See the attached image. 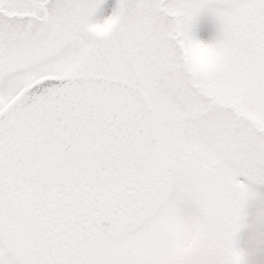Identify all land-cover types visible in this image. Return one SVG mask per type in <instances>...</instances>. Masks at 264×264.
<instances>
[{
  "label": "snow or ice",
  "instance_id": "6c2138e0",
  "mask_svg": "<svg viewBox=\"0 0 264 264\" xmlns=\"http://www.w3.org/2000/svg\"><path fill=\"white\" fill-rule=\"evenodd\" d=\"M257 202L264 0H0V264H239Z\"/></svg>",
  "mask_w": 264,
  "mask_h": 264
},
{
  "label": "clouds",
  "instance_id": "9594fccd",
  "mask_svg": "<svg viewBox=\"0 0 264 264\" xmlns=\"http://www.w3.org/2000/svg\"><path fill=\"white\" fill-rule=\"evenodd\" d=\"M235 255L239 264H264V207L258 202L240 224Z\"/></svg>",
  "mask_w": 264,
  "mask_h": 264
},
{
  "label": "rangeland",
  "instance_id": "374dc122",
  "mask_svg": "<svg viewBox=\"0 0 264 264\" xmlns=\"http://www.w3.org/2000/svg\"><path fill=\"white\" fill-rule=\"evenodd\" d=\"M208 23V22H206ZM210 26V24H209ZM195 55L197 56L198 61L201 63V65H207L209 62V54L207 52L206 49H202L200 51H198L197 53H195Z\"/></svg>",
  "mask_w": 264,
  "mask_h": 264
}]
</instances>
